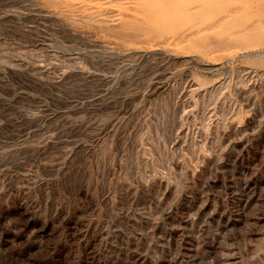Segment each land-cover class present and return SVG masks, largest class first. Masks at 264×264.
Wrapping results in <instances>:
<instances>
[{"label":"rangeland","instance_id":"374dc122","mask_svg":"<svg viewBox=\"0 0 264 264\" xmlns=\"http://www.w3.org/2000/svg\"><path fill=\"white\" fill-rule=\"evenodd\" d=\"M121 1L0 0V264H264V0Z\"/></svg>","mask_w":264,"mask_h":264},{"label":"bare ground","instance_id":"6f19581e","mask_svg":"<svg viewBox=\"0 0 264 264\" xmlns=\"http://www.w3.org/2000/svg\"><path fill=\"white\" fill-rule=\"evenodd\" d=\"M104 1H105V0H104ZM122 1H123V0H122ZM122 1H121V2H122ZM155 1H157V0H155ZM161 1H162V0H161ZM161 1H160V2H161ZM33 2H34V1H33ZM145 2H146V1H145ZM148 2H149V1H148ZM29 3H30V2H29ZM31 3H32V1H31ZM95 3H96V2H95ZM141 3H142V2H141ZM156 3H157V2H156ZM111 4H112V3H111ZM147 6H148V4H147ZM154 6H157V4H155ZM33 7H34V6H33ZM37 7H38V6H37ZM166 7H167V6H166ZM34 9H35V8H34ZM26 10H27V9H26ZM35 12H36V11H35ZM83 12H84V11H83ZM155 12H157V11H155ZM55 13H56V12H55ZM21 14H22V13H21ZM25 14H27V13H25ZM50 15H51V14H50ZM50 15L48 14V16H50ZM155 15H156V14H155ZM157 15H158V14H157ZM45 17H47V16H45ZM153 17H154V13H153ZM41 18H42V16H41ZM93 21H94V20H93ZM151 22H152V21H151ZM152 23H153V22H152ZM143 28H144V27H143ZM163 29H164V28H163ZM146 30H147V29H146ZM108 46H109V45H108ZM32 64H33V63H32ZM25 67H26V66H25ZM35 71H36V70H35ZM25 73H26V72H25ZM28 73H29V72H28ZM67 73H68V72H67ZM34 74H35V73H34ZM36 74H37V73H36ZM36 74H35V75H36ZM40 75H41V74H40ZM40 75H39V76H40ZM62 75H63V74H62ZM78 76H79V75H78ZM91 76H92V75H91ZM40 77H41V76H40ZM35 78H36V77H35ZM70 79H71V78H70ZM58 81H59V80H58ZM66 82H67V81H66ZM61 85H62V84H61ZM58 86H59V85H58Z\"/></svg>","mask_w":264,"mask_h":264}]
</instances>
